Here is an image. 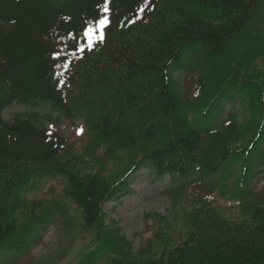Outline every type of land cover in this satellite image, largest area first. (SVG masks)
Returning a JSON list of instances; mask_svg holds the SVG:
<instances>
[{"label":"trees","instance_id":"1","mask_svg":"<svg viewBox=\"0 0 264 264\" xmlns=\"http://www.w3.org/2000/svg\"><path fill=\"white\" fill-rule=\"evenodd\" d=\"M104 2L0 0V263L55 210H73L77 264H264V195L249 190L264 165V0H109L104 41L89 49L83 30ZM191 69L195 95L183 100L172 74ZM33 102L83 119L80 154L37 115L3 121ZM226 164L237 170L222 187ZM145 168L215 186L187 199L174 238L133 253L104 205ZM53 177L63 189L26 197Z\"/></svg>","mask_w":264,"mask_h":264},{"label":"rangeland","instance_id":"2","mask_svg":"<svg viewBox=\"0 0 264 264\" xmlns=\"http://www.w3.org/2000/svg\"><path fill=\"white\" fill-rule=\"evenodd\" d=\"M172 79L178 95L183 100L195 95L193 69L176 72L172 74ZM230 108L229 104L224 106L218 122L230 111ZM32 115L39 116L40 126L54 124L59 133L67 138V148L73 149L76 154L81 153L87 142L83 137L85 125L81 117L65 118L50 105L40 102L26 105L13 104L2 112L1 117L3 121L11 122L16 117L28 118ZM236 170L237 168L227 164L223 167L222 174H225L221 179L222 187L231 181V175ZM156 177L149 168L141 170L130 179L129 191L126 194L104 206L107 224L111 223L112 228H120V234L130 243L133 253L145 247L147 242L154 237L159 239L158 234L166 233L174 238L182 226L181 208L189 203L187 199L193 194H204L207 197L212 194L215 186V179H203L200 174L178 180L177 178L170 180L168 177L163 179ZM186 183H193V185L187 187ZM63 188V180L60 177H53L39 183L36 192L35 190L28 191L26 197L38 199V196L49 190ZM230 188L236 193L242 192L238 183L231 182ZM263 189L264 165L249 184L250 192L258 197L264 195ZM174 191L180 194L178 203L173 199ZM220 200L223 199L219 197V203ZM222 211L227 215L230 214V209H222ZM71 214L73 210L64 213L55 210L48 218L47 224L40 229L38 240L32 239L26 244L21 254L12 255L8 262L0 264H77L76 257L79 256L80 246L69 222V218H72Z\"/></svg>","mask_w":264,"mask_h":264},{"label":"snow or ice","instance_id":"3","mask_svg":"<svg viewBox=\"0 0 264 264\" xmlns=\"http://www.w3.org/2000/svg\"><path fill=\"white\" fill-rule=\"evenodd\" d=\"M109 0H105L103 5V15L101 18L96 20L95 27L91 23L83 30V37L88 42V47L91 49L97 42L102 43L105 38L104 30L108 28L110 20L108 19L107 13L109 12L108 7ZM144 9L141 8L140 11ZM79 47V45H77ZM83 50V49H81Z\"/></svg>","mask_w":264,"mask_h":264}]
</instances>
